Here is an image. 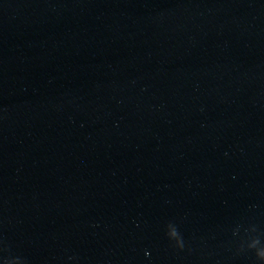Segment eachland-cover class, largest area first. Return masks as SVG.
Here are the masks:
<instances>
[{
  "label": "water",
  "instance_id": "water-1",
  "mask_svg": "<svg viewBox=\"0 0 264 264\" xmlns=\"http://www.w3.org/2000/svg\"><path fill=\"white\" fill-rule=\"evenodd\" d=\"M259 252L264 0H0V261Z\"/></svg>",
  "mask_w": 264,
  "mask_h": 264
},
{
  "label": "clouds",
  "instance_id": "clouds-1",
  "mask_svg": "<svg viewBox=\"0 0 264 264\" xmlns=\"http://www.w3.org/2000/svg\"><path fill=\"white\" fill-rule=\"evenodd\" d=\"M169 236L170 237H175L176 236V233H175L174 229L170 230ZM257 255L264 257V252H259V253H257ZM0 264H10V262L7 261V260H4V261H0Z\"/></svg>",
  "mask_w": 264,
  "mask_h": 264
}]
</instances>
